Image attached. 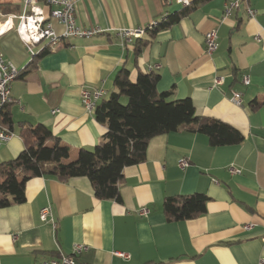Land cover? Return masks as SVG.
I'll return each mask as SVG.
<instances>
[{"label":"crops","instance_id":"1","mask_svg":"<svg viewBox=\"0 0 264 264\" xmlns=\"http://www.w3.org/2000/svg\"><path fill=\"white\" fill-rule=\"evenodd\" d=\"M24 1L0 0L5 8L0 10V52L20 69L12 85L14 102L1 111L12 124L0 119V127L14 136L1 146L0 164L25 149L22 126L49 128L69 149L65 163L74 162L81 149H94L108 128L86 112L82 90L103 88L99 104L107 101L118 91L115 79L124 70L134 83L141 73H155L158 93L172 92L174 101L191 99L198 116L233 127L244 141L213 147L194 125L152 138L145 161L123 170L121 203L98 199L86 177L66 183L32 178L24 203L0 206V264L60 259L75 245L88 247L76 264H260L264 104L253 105L264 102V0H243L241 9L224 20L228 0H189V6L179 0H76L78 21L107 32L71 38L43 52L36 47L35 57L15 31H1L2 20L21 13ZM247 7L257 11L255 18L248 17ZM187 11L178 22L159 28ZM53 26L63 29L57 22ZM120 28L146 32L124 45L115 33ZM213 30L219 48L209 56L205 35ZM217 78L223 80L220 85ZM235 93L240 104L233 101ZM231 167L241 171L232 173ZM193 194L208 198L206 213L170 222L164 201ZM46 208L50 214L44 223L40 216ZM144 209L146 215L140 213Z\"/></svg>","mask_w":264,"mask_h":264},{"label":"trees","instance_id":"2","mask_svg":"<svg viewBox=\"0 0 264 264\" xmlns=\"http://www.w3.org/2000/svg\"><path fill=\"white\" fill-rule=\"evenodd\" d=\"M1 9H5L4 5H0ZM188 12L171 17L159 28L171 26ZM158 82L159 76L155 73H141L134 83L128 71L119 72L115 79L118 91L100 103L95 112L96 119L108 128L106 138L92 150L81 149L71 163H65L70 156L69 149L49 128L22 126L20 135L25 149L16 159L0 164V206L24 203L26 184L36 177L56 178L63 183L86 177L98 199L121 203L123 170L145 161L152 138L177 132L183 126L194 125L196 131L209 137L213 147L244 141L243 135L233 127L198 116L191 99L174 101L172 92L158 93ZM123 97L127 99L126 104L121 102ZM262 104L255 102L253 109ZM0 119L12 124L8 114L0 112ZM207 202L203 194L180 195L167 198L163 206L167 219L178 222L205 214Z\"/></svg>","mask_w":264,"mask_h":264},{"label":"built area","instance_id":"3","mask_svg":"<svg viewBox=\"0 0 264 264\" xmlns=\"http://www.w3.org/2000/svg\"><path fill=\"white\" fill-rule=\"evenodd\" d=\"M184 6H189V0H179ZM243 0H228L225 5L222 20L230 18L235 12L241 9ZM246 14L249 18H255L257 11L247 7ZM57 22L62 26V31L54 29L53 23ZM1 31H15L21 41L26 45L31 57H35L36 47H41V52L47 48L56 47L71 38L90 39L96 35L103 34L107 30L101 27L86 28L78 21V10L76 0H25L23 10L19 14L6 16L2 22ZM157 25L151 26L149 29ZM146 29H115V33L121 39L124 45L131 44L135 40L141 39ZM218 32L210 31L205 35V52L207 55H213L219 48ZM20 75L18 69L3 53L0 52V112L9 104L14 102L12 97V85ZM222 78H217L215 84L220 85ZM244 83H250L249 77L244 78ZM103 88L89 89L84 88L81 93L82 104L86 112L95 114L100 100L104 97ZM233 101L237 104L241 102V95L235 93ZM14 134L0 127V148L3 144L10 141ZM187 162L182 161L181 167H186ZM241 170L237 167H231L232 173H238ZM142 215L148 213L147 210L140 212ZM50 209H43L40 219L42 222H48ZM251 226H248L249 229ZM86 245H75L72 253L63 256L60 259H49L36 264H76V257L86 252ZM117 256L124 259H130L131 255L127 253H116ZM264 264V260L260 262Z\"/></svg>","mask_w":264,"mask_h":264},{"label":"rangeland","instance_id":"4","mask_svg":"<svg viewBox=\"0 0 264 264\" xmlns=\"http://www.w3.org/2000/svg\"><path fill=\"white\" fill-rule=\"evenodd\" d=\"M121 102H122V104H126V103H127V99H126L125 97H123V98L121 99Z\"/></svg>","mask_w":264,"mask_h":264},{"label":"bare ground","instance_id":"5","mask_svg":"<svg viewBox=\"0 0 264 264\" xmlns=\"http://www.w3.org/2000/svg\"><path fill=\"white\" fill-rule=\"evenodd\" d=\"M60 46V45H59ZM57 47V46H56ZM47 49H49V48H47Z\"/></svg>","mask_w":264,"mask_h":264}]
</instances>
